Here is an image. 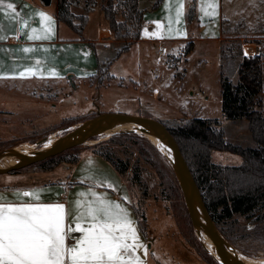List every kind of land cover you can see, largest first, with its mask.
<instances>
[{"label": "crops", "instance_id": "0c3cea01", "mask_svg": "<svg viewBox=\"0 0 264 264\" xmlns=\"http://www.w3.org/2000/svg\"><path fill=\"white\" fill-rule=\"evenodd\" d=\"M235 1L162 0L159 6L153 8V0H139L143 8L139 38L133 40L128 50L117 55V49L124 40L112 35L98 2L87 12V20L79 35L56 18V0H3V5L0 6V35L4 37L0 39V80L47 81L50 83V88H46L49 96L39 94L29 96L20 92L18 95L52 106L62 103L64 97L80 95L87 89L92 91L96 102L100 87L109 83L122 86L126 90L139 88L138 100L144 98L148 105L149 98L156 100L162 96L161 98L167 99V91L162 92L161 87L157 86L158 82H155L159 76H173L174 71L181 68L180 66L186 68L193 58L201 62L209 55H213L219 61L220 45L230 33L225 30V26L230 24L231 27L233 23L239 21L234 14ZM255 2L258 4L256 20L248 26L254 28L261 24L264 28L263 0ZM8 4L14 5L16 11L8 8ZM181 5L182 11L177 16V10ZM189 5H194L196 11L191 23L187 22L186 16ZM211 5H216L214 15L207 14L213 12ZM73 9L78 11L77 13H83V3H78ZM39 12L50 16L51 20L46 21L38 15ZM49 28L51 32L47 39H28L29 35L44 36L45 30ZM259 37L261 42L243 41L241 50L245 55H254L262 51L264 67V36ZM189 41L193 42V48L189 53L183 54L182 48ZM245 44L252 46V51L246 52ZM132 55L136 57V64L133 66L135 72H132L134 74L127 68L113 71L112 66L115 62L120 60L127 62ZM173 56L177 60L176 64L169 61ZM28 69L36 74L19 77L20 71ZM135 73L137 78L134 76ZM142 74L149 78L150 85L144 82L145 78L137 80ZM40 92L43 90L40 89ZM95 92L98 94L95 95ZM261 97L264 113V84ZM225 153L229 152L217 151L214 156L217 154L223 164H234L225 163ZM127 176V172L124 175L119 174L109 161L94 151L93 147L82 146L78 150V160L74 163L63 162L53 169H36L0 180V196L6 198L8 202L16 203H63L66 210L73 208L74 200L80 201L83 209L97 197L121 203L134 220L140 243L146 249V252L137 250L133 256H140L143 264H152L151 259L155 264H180L172 263L170 257L166 260L147 227L143 224V229L141 228V218L135 212L133 204V184ZM68 184H73V187L68 188ZM62 190L64 196L60 197L59 192ZM24 192L35 193L40 199L24 196ZM71 219L72 217L66 219V225ZM70 226L76 227V224ZM80 226H87V222H80ZM70 235L80 236L82 233ZM72 243V240L66 239V244Z\"/></svg>", "mask_w": 264, "mask_h": 264}, {"label": "rangeland", "instance_id": "374dc122", "mask_svg": "<svg viewBox=\"0 0 264 264\" xmlns=\"http://www.w3.org/2000/svg\"><path fill=\"white\" fill-rule=\"evenodd\" d=\"M97 2L99 3V0ZM79 3H83V0H79ZM257 7L255 0L235 1L234 14L246 25L247 30L245 32L242 29L240 32L244 31L250 37L264 36L261 24L256 27V33L250 29L253 26H248L256 20ZM77 12L75 10V13ZM225 30L230 32V24L225 26ZM230 33L227 36H230ZM237 48L238 44H234V49ZM169 61L175 64L177 62L175 56ZM134 64L136 57L132 55L127 62L120 60L112 67L114 72L127 68L132 73L135 72ZM220 66V57L218 61V58L209 55L201 62L193 58L187 64V69L180 66L181 68L174 71L173 76H159L155 82H158L157 86L161 87L162 92L167 91L168 97L163 99L160 96L156 100L149 98L147 99L149 105L144 98L139 99V102L137 92L139 88L126 90L122 86L109 83L100 87L99 95L95 92L98 96L96 102L92 91L87 89L80 95L64 97L62 103L52 106L18 95L20 92L29 96L37 94L49 96L46 88L50 83L47 81L0 80V149L22 141L31 142L52 132L64 136L83 125L87 118L112 112L150 114L168 126L186 117L218 118L224 130L225 140L242 146H254L255 142L246 118L233 121L222 116ZM142 78H145L144 82L151 84L149 78L143 74L142 77L138 76L137 80H143ZM40 89L43 92H40ZM74 124L76 125L73 127ZM136 134L121 131L113 134L112 138L110 136L106 139H96L88 142L92 144L82 146L101 147L108 150L113 157L128 164L127 177L133 184V204L139 217L143 215L141 222L151 236H154V242L166 260L170 257L172 263L217 264L204 252L192 230L182 190L174 175L175 166L149 139L145 136L144 138L134 136ZM214 159L219 161L217 154ZM224 161L236 164L241 161V157L225 153ZM33 170L36 169L31 164L22 165L6 173H0V180ZM221 226L227 233V237H224L237 251L251 257L264 256V221L257 223L251 218L234 215ZM151 262L155 264L152 259Z\"/></svg>", "mask_w": 264, "mask_h": 264}, {"label": "trees", "instance_id": "16d2710c", "mask_svg": "<svg viewBox=\"0 0 264 264\" xmlns=\"http://www.w3.org/2000/svg\"><path fill=\"white\" fill-rule=\"evenodd\" d=\"M161 2L153 0V8ZM78 3L79 0H56L55 15L80 35L87 20L86 14L97 4V0H83V13H75L73 8ZM99 4L112 35L124 40L117 49V55H120L128 50L133 40L139 38L143 8L139 0H99ZM195 15L194 5L187 6L188 23L192 22ZM242 29L247 31L243 22L233 23L230 36H226V42L220 45L221 111L222 116L228 120L246 118L255 145L242 146L225 140L218 118L186 117L171 126L166 124L187 159L209 216L225 237L227 233L221 225L234 215L251 218L257 223L264 221V113L261 97L264 84L263 52L243 54V41L261 40L257 35L251 39L244 31L240 32ZM252 31L256 33V27ZM234 44H238L236 50ZM192 48L193 42L189 41L181 52L187 54ZM134 136L144 138L138 134ZM79 148L76 146L58 152L31 165L38 170H48L63 162L74 163L78 160ZM93 149L109 161L119 174L127 172L128 164L113 157L108 150L97 146ZM217 151L237 154L241 161L237 164H223L214 159ZM175 178L179 185L176 175ZM135 212L139 217L136 208ZM140 226L143 229L142 222Z\"/></svg>", "mask_w": 264, "mask_h": 264}, {"label": "snow or ice", "instance_id": "6c2138e0", "mask_svg": "<svg viewBox=\"0 0 264 264\" xmlns=\"http://www.w3.org/2000/svg\"><path fill=\"white\" fill-rule=\"evenodd\" d=\"M211 6L213 12L208 15L215 14L216 5ZM8 8L16 11L12 4ZM38 15L51 20L43 12ZM50 32L51 28L42 37L29 35L28 39H47ZM0 39L4 37L0 35ZM35 74L28 69L20 71L19 77ZM23 195L40 199L35 193ZM68 217L72 219L66 225ZM80 222L87 226L81 227ZM134 224L121 203L99 197L83 209L74 200L73 208L66 210L63 203H16L0 196V264H143L140 256H133L137 250L146 252ZM77 232L82 235H70ZM66 239L73 243L66 244Z\"/></svg>", "mask_w": 264, "mask_h": 264}, {"label": "water", "instance_id": "95a60500", "mask_svg": "<svg viewBox=\"0 0 264 264\" xmlns=\"http://www.w3.org/2000/svg\"><path fill=\"white\" fill-rule=\"evenodd\" d=\"M114 113V112H113ZM111 114V113H110ZM110 114H104L101 116H109ZM96 117V116H95ZM93 118V117H90ZM89 119V118H87ZM134 123H143L147 125L156 126L162 133L167 145L172 151L173 156L177 162V166L179 169V173L173 167L174 173L178 179L180 188L182 190L183 200L186 206L187 214L191 223L192 230L196 235L200 246L204 250V252L213 259L217 264H235L233 262L227 261L223 259L220 255L210 249L205 241V238L201 232V229L198 224L196 207L200 206L205 210L208 214L205 205L203 203L199 188L195 182V179L191 173L186 157L184 156L181 147L171 133L170 129L162 121L156 116L150 114H142V113H115V117L109 119V123L105 125H101L97 128L93 129H79L67 135H54L52 136L50 133L40 136L35 140L31 141L30 144H20V145H12L6 148L0 149V161L2 158L6 156H15L17 157V162L7 165H0V173H6L9 170L20 167L22 165H29L34 162L43 160L50 155L56 154L58 152L76 147L82 146L84 144H92L88 143L90 141L96 140L101 136H104L107 133L115 134L120 132L118 129L127 124ZM53 138V139H52ZM51 140L50 147L58 149L57 152L50 154L42 159H37L30 162H24V158L26 155L34 152L39 146L43 143ZM30 148V149H28ZM209 216V214H208ZM211 219V217L209 216ZM212 221V219H211ZM213 222V221H212ZM214 223V222H213Z\"/></svg>", "mask_w": 264, "mask_h": 264}, {"label": "bare ground", "instance_id": "6f19581e", "mask_svg": "<svg viewBox=\"0 0 264 264\" xmlns=\"http://www.w3.org/2000/svg\"><path fill=\"white\" fill-rule=\"evenodd\" d=\"M245 51H252V46L245 44L244 45ZM115 113H111L109 116H101L98 115L93 118L86 119L83 125H80L74 128L69 133L77 131L79 129H93L97 128L101 125H105L109 123V119L114 118ZM76 124L73 125V127ZM120 132H132L137 133L139 135L145 136L150 142L159 149L169 160V162L174 165L177 173H179V169L177 166V162L175 157L172 154L171 149L167 145L161 131L153 125H147L143 123H134V124H127L118 129ZM67 133V134H69ZM52 136L56 135L54 132L50 133ZM66 134V135H67ZM116 134V133H115ZM113 134L107 133L104 136H101L98 139H106ZM53 139V138H52ZM51 140L43 143L39 146L34 152L26 155L24 158V162H30L37 159H42L50 154H53L58 151L56 148L50 147ZM29 141H22L16 143V145L20 144H30ZM30 149V148H28ZM17 160L15 156H6L2 158L0 161V165H9ZM197 212V219L198 224L201 229V232L205 238V241L210 249L220 255L223 259L233 262L235 264H264V256L261 257H251L244 253L237 251L231 242H229L224 235L218 230L216 225L211 221L208 214L205 212L203 208L200 206L196 207Z\"/></svg>", "mask_w": 264, "mask_h": 264}, {"label": "built area", "instance_id": "2783aa9c", "mask_svg": "<svg viewBox=\"0 0 264 264\" xmlns=\"http://www.w3.org/2000/svg\"><path fill=\"white\" fill-rule=\"evenodd\" d=\"M67 187L68 188H71V187H73V184H68ZM59 196L60 197H63L64 196V190H62L61 192H59Z\"/></svg>", "mask_w": 264, "mask_h": 264}]
</instances>
